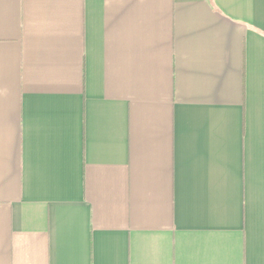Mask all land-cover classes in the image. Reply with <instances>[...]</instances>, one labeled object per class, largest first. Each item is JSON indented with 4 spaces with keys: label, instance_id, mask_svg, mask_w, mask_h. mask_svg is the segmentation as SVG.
<instances>
[{
    "label": "crops",
    "instance_id": "obj_1",
    "mask_svg": "<svg viewBox=\"0 0 264 264\" xmlns=\"http://www.w3.org/2000/svg\"><path fill=\"white\" fill-rule=\"evenodd\" d=\"M0 264H264V0H0Z\"/></svg>",
    "mask_w": 264,
    "mask_h": 264
}]
</instances>
